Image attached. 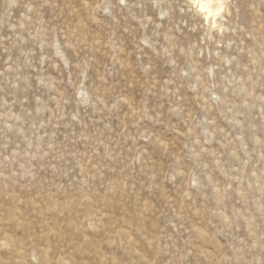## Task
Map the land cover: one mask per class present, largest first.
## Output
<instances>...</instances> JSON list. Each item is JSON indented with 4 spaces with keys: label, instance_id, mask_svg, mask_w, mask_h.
Instances as JSON below:
<instances>
[{
    "label": "rangeland",
    "instance_id": "rangeland-1",
    "mask_svg": "<svg viewBox=\"0 0 264 264\" xmlns=\"http://www.w3.org/2000/svg\"><path fill=\"white\" fill-rule=\"evenodd\" d=\"M0 0V264H264V0Z\"/></svg>",
    "mask_w": 264,
    "mask_h": 264
},
{
    "label": "bare ground",
    "instance_id": "bare-ground-1",
    "mask_svg": "<svg viewBox=\"0 0 264 264\" xmlns=\"http://www.w3.org/2000/svg\"><path fill=\"white\" fill-rule=\"evenodd\" d=\"M224 0H198L197 5L200 13H202L207 20L215 18L224 7Z\"/></svg>",
    "mask_w": 264,
    "mask_h": 264
}]
</instances>
